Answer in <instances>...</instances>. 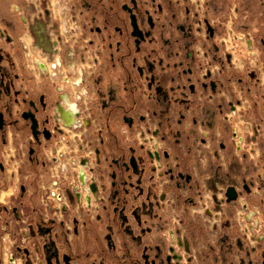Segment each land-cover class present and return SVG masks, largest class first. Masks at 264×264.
Listing matches in <instances>:
<instances>
[{
	"label": "flooded vegetation",
	"instance_id": "af4514ba",
	"mask_svg": "<svg viewBox=\"0 0 264 264\" xmlns=\"http://www.w3.org/2000/svg\"><path fill=\"white\" fill-rule=\"evenodd\" d=\"M225 1L0 0V174L8 147L13 177L28 178L0 206L12 216L0 264H264V229L247 234L236 216L242 196L264 212V95L252 84L264 62L237 67L225 46L235 33L249 40L235 47L264 45V0H234L226 29ZM211 157L213 177L199 171Z\"/></svg>",
	"mask_w": 264,
	"mask_h": 264
},
{
	"label": "rangeland",
	"instance_id": "374dc122",
	"mask_svg": "<svg viewBox=\"0 0 264 264\" xmlns=\"http://www.w3.org/2000/svg\"><path fill=\"white\" fill-rule=\"evenodd\" d=\"M223 4V3H222ZM243 8L241 9V15L243 16L242 19L240 18V22L238 21L237 25H239V23L241 22H244V24L247 22L245 20V16L246 14L249 12V10L247 9L244 1H243ZM234 5H236L235 1L234 0H226L225 1V5H222L221 6V13L222 16H223V19L222 21L223 22H226L224 27L226 29V27H229L231 28V24L234 25V18H233V10L231 9H234ZM232 11V12H231ZM238 15V14H236ZM240 17V16H238ZM233 19V20H232ZM224 29V30H225ZM223 30V29H222ZM259 33H260V30H259ZM262 36H264V26H263V29L260 33ZM259 34V35H260ZM227 44L225 45L226 46V49L231 52L234 56V60H235V65L237 67H240V68H250L251 65L249 63H252L253 65H255L254 63L256 62V59H259L261 61L264 62V45L262 43H260V41H256V49L254 50H251V49H248L247 45L245 44V42L243 41L242 43L240 41H238V44H239V47H235V43H237V41L234 40V37L233 36H227ZM235 42V43H234ZM255 51L254 55L251 54L252 52ZM250 66V67H249ZM253 68V67H252ZM111 78V85L113 87H115V83L113 81V78L112 76L110 77ZM264 71H263V74L260 75L259 78L255 79L254 82L252 83L254 86H256L257 84L259 85V89L261 90L262 92V95H264ZM262 95L260 96V98L262 97ZM264 97V96H263ZM117 102L116 98L114 99H111L107 102L106 104V111L107 113L109 112V109L111 107H113L115 105V103ZM138 104L139 106L142 105V101H138ZM141 110V108H140ZM262 113H263V108L262 106L259 107V110H258V114H259V118H258V121H257V124L258 125H264V119L262 118ZM250 114H252V116H257V111L254 109L253 111L251 110H248L247 113H246V117L249 118ZM120 115V112L119 111H114L111 113L110 115V119L111 120H114L116 116H119ZM217 121H219V123L222 124V120L221 118H218ZM194 129V128H193ZM222 140L226 141V148H225V152H226V155L227 157H232V164H236V161H235V156L233 154V147H232V144L230 143L229 141V133H228V130L226 129L225 131H223V135H222ZM169 144H171V146L174 148V151L175 153L179 154L180 153V150L178 148V145L176 143H173V142H170L169 141ZM5 149V152H4V157L6 159V163H7V173L6 175H2L0 174V206L3 205V204H7V205H12V203L15 201L14 200V195L16 193V188L18 189V185L20 182H23L25 184L28 183V178L26 176L24 177H13L12 175V171L13 169H15V167L17 166L16 162H11L10 159H9V155L6 154V151H8V147H4ZM260 149H263V147L260 146ZM181 154V153H180ZM8 155V156H7ZM181 156V155H180ZM264 162V152H262V158H261ZM182 161L183 163H187L189 161V159L187 158H184L182 157ZM198 168H199V165H197ZM216 164L212 165L209 163V165L206 167V169H199L200 172H208L210 173V175L213 177V173H214V168H215ZM228 172L231 174L233 172H235V168L233 166H231L229 169H228ZM221 173H223V175H225L224 177L226 178V172H224L223 170L221 171ZM175 186V183H171L169 185H167L165 188H170V187H174ZM235 205H236V201H231V202H228L227 204V207H226V214L229 218H232L234 216V213H235ZM12 219V216L11 214H1L0 213V226H5L4 224V220L6 221H11ZM11 225V224H10ZM189 227L192 231H194L196 229V224H193V223H189ZM8 229V228H7ZM11 229V233L13 234L11 236V238L9 237L10 235H8L9 237V242L8 244L6 245H13L15 242V238H18L19 237V234L16 230V227H14V225H11L10 227ZM9 230V229H8ZM0 234H1V227H0ZM15 237V238H14ZM5 242L3 240V246H4ZM16 245V244H14ZM19 245L21 246H24L25 245V242H23L22 240L19 242ZM2 264V263H1ZM6 264H8V261L6 259ZM25 264H30L29 261H27Z\"/></svg>",
	"mask_w": 264,
	"mask_h": 264
},
{
	"label": "built area",
	"instance_id": "2783aa9c",
	"mask_svg": "<svg viewBox=\"0 0 264 264\" xmlns=\"http://www.w3.org/2000/svg\"><path fill=\"white\" fill-rule=\"evenodd\" d=\"M234 38L236 40H239L237 38L243 37L244 41L249 43V40L247 38V34L245 35H240L234 34ZM247 46L250 47V44ZM259 62L256 61V66L259 67ZM228 118L230 119L231 122H234V120L237 118L234 113H229ZM233 129L237 130V125L234 122L233 124ZM237 219L241 221L243 224L244 229H246L247 234H251L252 229H255L258 232H262L264 229V212L261 209V207L257 204L250 203L247 201L246 197L242 196L239 199V208L237 210ZM249 227V228H248Z\"/></svg>",
	"mask_w": 264,
	"mask_h": 264
},
{
	"label": "crops",
	"instance_id": "0c3cea01",
	"mask_svg": "<svg viewBox=\"0 0 264 264\" xmlns=\"http://www.w3.org/2000/svg\"><path fill=\"white\" fill-rule=\"evenodd\" d=\"M263 74V71L262 72H260V75H262ZM262 82H264V81H262ZM254 90V89H253ZM254 92H256V90H254ZM259 118V117H258ZM209 124H210V127H211V129L212 130H214L215 129V127H216V121H217V114H216V112H214V110H212L211 109V111H210V115H209ZM261 147H263V149H262V152H264V138L261 140ZM181 153V152H180ZM176 154V153H174V156L176 155V156H180L181 154ZM238 163L240 164V163H242V165L244 166V167H247V171L245 172V174L246 175H249V174H251V173H253L254 172V168H253V164H252V161L249 159V158H244V159H240L239 161H238ZM210 164H212V165H214V164H216L215 163V160H213L212 159V157L210 158ZM237 167L238 166H236V167H234L235 168V170L237 169ZM214 171V170H213ZM234 173V172H233ZM244 174V175H245Z\"/></svg>",
	"mask_w": 264,
	"mask_h": 264
},
{
	"label": "water",
	"instance_id": "95a60500",
	"mask_svg": "<svg viewBox=\"0 0 264 264\" xmlns=\"http://www.w3.org/2000/svg\"><path fill=\"white\" fill-rule=\"evenodd\" d=\"M1 122H2V117H0V124H1ZM0 165H1V163H0ZM244 187H245L246 190H248V186L247 185H245ZM226 195L228 197V201L234 200L236 198V196H237V192L235 190V187L234 186H228L227 187V191H226Z\"/></svg>",
	"mask_w": 264,
	"mask_h": 264
},
{
	"label": "bare ground",
	"instance_id": "6f19581e",
	"mask_svg": "<svg viewBox=\"0 0 264 264\" xmlns=\"http://www.w3.org/2000/svg\"><path fill=\"white\" fill-rule=\"evenodd\" d=\"M64 116L67 117V121H68V122L73 121V116H72L70 113H68V112H64Z\"/></svg>",
	"mask_w": 264,
	"mask_h": 264
}]
</instances>
